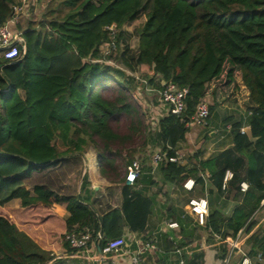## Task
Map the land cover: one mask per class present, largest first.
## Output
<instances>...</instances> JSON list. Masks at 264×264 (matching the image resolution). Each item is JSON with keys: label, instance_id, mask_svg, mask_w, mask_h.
I'll list each match as a JSON object with an SVG mask.
<instances>
[{"label": "trees", "instance_id": "16d2710c", "mask_svg": "<svg viewBox=\"0 0 264 264\" xmlns=\"http://www.w3.org/2000/svg\"><path fill=\"white\" fill-rule=\"evenodd\" d=\"M55 1L67 9L66 15L55 17L51 10L44 22L30 25L23 34L26 51L16 64L0 56V264H58L3 211L16 199L25 209L65 204L67 233L79 225V231L89 229L96 236L102 227L106 237L99 242L102 248L108 240L121 238L125 224L132 228V223L142 222L139 206L127 203L124 215L112 211L101 225L95 211L78 196L61 197L46 186H36L32 193L23 181L33 171L93 148L101 175L110 183H123L132 163L146 153L152 137L140 97L143 86L133 74L109 63L129 52L126 45L124 56L118 54L125 35L122 28L142 13L146 19L137 31L139 49L132 59L146 83L158 91L163 90V81L189 90L186 120L195 114L206 85L221 76L227 62L242 71L254 106L251 138L240 133V123L233 126L232 134L235 152L242 158L238 169L244 161L246 174L231 170L234 176L226 189L223 182L229 169L216 160L198 161L193 174L208 171L220 193L237 190L241 200L229 219L217 212L208 216L210 232L221 234L224 229L237 234L244 228L251 232L252 218L264 200V0H46L41 4ZM13 3L0 0V26L12 17ZM112 25L118 28L117 48L106 56L101 48L110 42L107 28ZM182 118L169 115L162 121L173 146L164 149L169 157L177 155V145L189 133ZM162 174L170 183L184 184L189 178L184 167L174 163L166 164ZM243 181L250 185L245 193L240 190ZM196 183L205 184L199 177ZM261 234L251 236L250 258L261 255L264 260ZM64 244L71 253L77 252L65 236Z\"/></svg>", "mask_w": 264, "mask_h": 264}, {"label": "crops", "instance_id": "0c3cea01", "mask_svg": "<svg viewBox=\"0 0 264 264\" xmlns=\"http://www.w3.org/2000/svg\"><path fill=\"white\" fill-rule=\"evenodd\" d=\"M136 21L125 24L124 33ZM138 49L139 44L133 51V56L137 55ZM128 54L129 52L122 61L123 67H128L136 77L138 67L135 61L127 62ZM206 91V99L212 109L208 127L191 128L186 140L176 148V154L183 156L179 165L184 167L185 176H189L184 184L189 180L195 183L192 191H188L181 182L170 183L164 179L162 169L166 163L157 167L153 163L155 153L173 149L167 126L162 123L166 118L167 108L160 103L154 105L155 122L158 125L155 130H151V143L141 157L143 173L134 185L127 184L126 180L123 183L107 181L101 175L97 153L93 149L24 177L25 187L32 193L36 186H46L61 197L78 196L95 211L101 225L102 219L110 212L119 210L123 214V207L127 203L139 206L142 222H134V226L132 223V228L125 224L120 236L126 241L124 253L104 257L100 253L102 246L96 242L86 250L71 253L64 244V236L68 232L66 221L69 217L65 204L53 203L48 207L25 209L21 206V201L16 199L7 204L3 211L10 216L20 232L26 234L42 250L51 253L58 264H64L68 256L77 261L75 264H131L132 255L141 249L142 243L153 237L156 238L157 249L148 251L145 255L154 264H181V261L184 264H225L236 234L224 229L221 234L211 233L207 221L201 224L190 212L189 203L194 199L206 198L209 215L217 212L229 219L241 200L237 190L220 193L208 171L197 176L204 181V185L196 183L197 177L193 172L198 167V161L216 160L220 167L245 176L244 161L238 169L241 157L235 152L232 130L235 124L240 123L246 127L251 138L254 106L250 102V91L243 81L241 69L236 66L232 68L228 62L219 79L209 82ZM169 222L177 223L178 227H169ZM253 222L254 229L247 233L229 264H242L244 258H249L252 264H264L260 255L254 259L249 257L253 246L251 236L261 231V237H264V200ZM78 228L79 225L74 226L73 231ZM91 232L95 236V232ZM99 235L101 243L106 239L102 227L96 234L98 237Z\"/></svg>", "mask_w": 264, "mask_h": 264}, {"label": "built area", "instance_id": "2783aa9c", "mask_svg": "<svg viewBox=\"0 0 264 264\" xmlns=\"http://www.w3.org/2000/svg\"><path fill=\"white\" fill-rule=\"evenodd\" d=\"M36 0H14L12 5V17L2 26H0V56L3 57L10 64H16L20 61L21 57L26 51V41L23 36L24 31L21 30V19L25 16H28L30 9L35 6ZM110 35V42L103 45V48H106L105 51H102L104 55L108 56L117 48V37H118V28L116 25H112L107 28ZM137 78V77H136ZM219 77L213 79L218 80ZM140 81H142L139 78ZM212 80V81H213ZM209 84V83H208ZM208 84L206 86H208ZM163 90L160 91V101L159 103L167 108V115H177L183 117L181 121L185 124L186 129L190 130L193 127H208L209 119L211 116V105L206 99L207 91L205 92V98L200 101L198 104L195 114L189 119L186 120L184 115L187 112V98L189 94L188 89H181L177 84L170 82L166 83L163 86ZM155 117H153L151 123V130H155L158 123L155 122ZM240 133L242 135L249 136L245 126L240 128ZM172 150V149H170ZM183 160V156L175 155L172 157L168 156V152H158L153 156V163L157 167L162 163H174L180 164ZM142 163L141 159H137L132 163L131 168L126 177V183L129 185H134L136 181L142 175ZM234 173L231 170H228L224 177L223 189H226L230 180H232ZM194 181L189 180L184 184V187L188 191H192L194 188ZM250 185L248 182L244 181L240 184L241 192L245 193L248 191ZM190 212L195 215L198 221L201 224L206 223V220L209 216V204L206 198L194 199L189 203ZM255 216V215H254ZM254 218V217H253ZM252 218V219H253ZM169 227L177 228V223H168ZM247 229H241L236 235L234 240L231 242V250L228 253L225 264H229L234 253L240 248L242 240L247 235ZM101 237L93 236V233L89 229L75 230L65 234V242L69 244L70 248L75 251L86 250L90 244L93 242L99 245ZM156 238H151L149 241L142 243L141 249L132 255L131 264H154V262L149 261L146 257L148 251H155L156 247ZM126 247V241L123 238H117L111 241H108L105 246L100 249L102 256H112L124 253ZM178 254H181L180 250L176 251ZM261 257V255H260ZM116 264V263H112ZM181 264H184L181 261ZM242 264H252L249 258H244Z\"/></svg>", "mask_w": 264, "mask_h": 264}, {"label": "rangeland", "instance_id": "374dc122", "mask_svg": "<svg viewBox=\"0 0 264 264\" xmlns=\"http://www.w3.org/2000/svg\"><path fill=\"white\" fill-rule=\"evenodd\" d=\"M36 1L37 2L35 4V6H33L30 9L28 16H26V17L24 16L21 19L22 20L21 21V30H23V31H25L30 25L37 26L38 24H41L42 22H44L46 14L49 11H51V10H53V11L55 10L54 11L55 12V17H64L66 15V13H67V9H65V8L61 9L59 7V5H60L59 1H55L53 3H50L48 6L46 5L44 7H42L41 3H44L46 0H36ZM144 14L145 13H142L140 15L141 18H139V20H137L133 25H131V27L129 26V27L126 28L127 32H125L124 37H122L120 50H119L118 54H121L122 56H124L125 50L127 49L126 48V45H127L128 46V51H129L128 57L126 59L127 62H132L133 63V60L131 59L132 57H134L133 56V51L137 49V45L139 44L137 31L143 26V24L145 22L146 17H145ZM135 29H137V30H135ZM122 30H123V28H122ZM124 31H125V29H124ZM128 32L133 33V34H130ZM124 38H126L127 41L123 42ZM105 50H106V48L102 49V51H105ZM122 61H123V59L120 58V60H118L116 62L115 61H111L109 63L112 64V65H115L118 68H122V69L124 68L127 73H130L128 67H125V66L123 67V62ZM137 73L139 75V76L138 75L136 76L137 80L143 86V88L141 89V92H140L141 101H142V104H144V106H146L147 112L149 114L150 122L152 123L153 117H155V107H154V105H156L157 103L159 104V102H157V101H159V99H160V97H159L160 91L155 89L153 87V85H150V84L146 83V81L144 80L145 79V75L142 72V70L137 71ZM130 74H132V73H130ZM139 78L142 81H140ZM147 80L149 81V79H147ZM152 90H153V92H151ZM1 122H2V118H1ZM121 126H124V123H122ZM90 149H93V148H90ZM70 263L75 264V263H77V261L73 257L68 256L66 258V261L64 262V264H70Z\"/></svg>", "mask_w": 264, "mask_h": 264}, {"label": "water", "instance_id": "95a60500", "mask_svg": "<svg viewBox=\"0 0 264 264\" xmlns=\"http://www.w3.org/2000/svg\"><path fill=\"white\" fill-rule=\"evenodd\" d=\"M165 84H166V82H165V81H163V86H165ZM100 233L102 234V231H101Z\"/></svg>", "mask_w": 264, "mask_h": 264}]
</instances>
